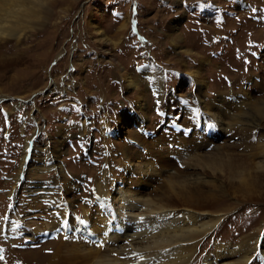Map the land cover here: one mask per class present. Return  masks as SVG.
Masks as SVG:
<instances>
[{
    "label": "rangeland",
    "instance_id": "1",
    "mask_svg": "<svg viewBox=\"0 0 264 264\" xmlns=\"http://www.w3.org/2000/svg\"><path fill=\"white\" fill-rule=\"evenodd\" d=\"M50 4L42 27L28 31L20 41L10 37L0 47V218L21 208L22 201L38 200L17 183L28 142L31 151L35 149L32 166L40 167L47 150L64 170L61 175L54 170L30 174L28 179L56 182L54 197L73 203L69 210L79 216L82 205L97 204L85 185L89 182L92 188L105 168L113 169L120 187L140 197L150 196L164 177L127 173L125 152L136 156L141 150L147 160L180 152L203 161L207 183L177 192L172 198L178 208L224 213L217 230L198 247L196 264H203L216 242L234 250L245 241L251 247L262 242L264 180L232 177L264 160V126L236 132L223 121L226 111L245 96L264 91V0ZM152 65L159 71L158 86L148 76ZM138 76L142 99L138 90L128 88L129 77ZM83 123L89 129L84 136ZM173 162L174 169L183 170ZM151 200L173 206L163 192ZM55 210L45 215L51 217ZM37 215L38 210L31 214ZM63 233L43 242L14 237L16 244L0 235V264H85L83 258L59 250L55 240L66 238ZM30 253L36 256L30 258ZM241 258L236 255L221 264ZM249 264L264 262L256 258Z\"/></svg>",
    "mask_w": 264,
    "mask_h": 264
},
{
    "label": "bare ground",
    "instance_id": "2",
    "mask_svg": "<svg viewBox=\"0 0 264 264\" xmlns=\"http://www.w3.org/2000/svg\"><path fill=\"white\" fill-rule=\"evenodd\" d=\"M52 6L53 4L49 3L43 8L41 13L43 19L32 23L31 29L35 30V28L44 25L50 16ZM28 31L30 30L24 31L22 34L17 32L12 38L20 41L28 34ZM9 39L0 40V47L6 45ZM149 72L151 74L148 76L153 77L152 82L155 86H158L160 83L158 81V69L152 65ZM140 78L142 77L138 76L135 79L129 77L128 88L138 90L139 99H142L143 92L140 88H137ZM195 79H199L197 74ZM196 101L199 104L202 103L199 98H196ZM105 127L106 125L102 122L101 131ZM82 130L83 136L86 135L85 131H89L87 125L84 123ZM60 135L62 134L59 133ZM61 138L63 139V137ZM105 142L114 149L115 146L112 142ZM29 143L25 147L24 157L16 177L17 183H20V188H26L28 195L37 197L38 200L33 201L34 199H29L22 201L21 208L15 211L12 210L10 211L12 214H7L6 217L0 218V235L7 237L11 241L9 244H16L13 239L14 237L43 242L44 239V241L50 239L48 238L49 236H55L57 232L63 231V236H66V238L56 236L55 244L59 246V250H62V254L70 252L72 258L78 259L81 257L83 260L80 261L85 264H91L94 259H103L104 256L109 255L116 258L114 264H169L170 261L173 264H185V262L186 264H196L198 263L196 252L200 251L198 247L202 243V240L217 230V226L220 225L224 217V213L219 215L196 212L187 206L178 208V201L172 197H170V200L173 206H165L157 203L156 200L140 197L137 192L126 191L119 186L118 179H115L116 173L110 168H105L101 172L100 177L97 178L99 180H97L92 188L89 182L85 185L86 194L88 196L94 194L93 198L97 199V204L95 202L94 205H82L81 215H75L69 210L73 203H63L54 197L53 189L57 186L56 182L42 183L38 182V179H34V181L28 179L30 174L48 173L51 170L57 171L59 175L64 173L59 158L51 156L47 153V150L43 151L44 158L41 161L40 167L35 168L32 166L33 154L31 155V152H34L35 149L31 151ZM60 150L59 148V152ZM130 152H125L124 156L126 158V172L131 175L139 174L144 175V177L160 178L176 171L179 175L188 178L192 186L199 184L203 187L207 183L206 168L202 165L203 161L197 158V155L189 156L187 153L180 152L170 155L167 154V151V155H162V158L147 160L150 157L144 156L143 153L137 151L136 156H132L133 153ZM112 154L114 155V152ZM153 154H155L154 151ZM112 160L114 161L113 158ZM112 160L108 159V161ZM131 161L134 163L133 165ZM173 161L182 164L183 170L174 169L175 165ZM25 164L26 168H24ZM107 166L111 167L110 163H107ZM23 168L26 170L24 171ZM22 170L24 172L19 177ZM14 195H16V192ZM97 195L101 197L96 198ZM176 195L179 196L178 193ZM185 203L187 204V202ZM203 207L205 208L204 205ZM50 209H56V214L48 217L45 214ZM36 210H38L40 215H37V217L31 216L32 212ZM142 217L143 221L141 220ZM173 232L176 233L172 237L174 243L162 247L159 254L143 256L136 251L137 247L142 245L149 237L162 236L165 233L172 236ZM8 240L5 239V242H8ZM262 243L264 244V240L261 242L260 239L256 247H251L253 244L245 241L240 244L237 250H234L227 244L224 245L216 242L213 245V250L205 254L203 264H221L222 260L236 255L242 257L239 262L224 264H249L256 258L262 259L264 262V256H262L264 255V250L261 249ZM102 251L103 256L100 255ZM260 254L262 255L260 256ZM35 256L34 253H30V258H34ZM140 256L144 259L141 260Z\"/></svg>",
    "mask_w": 264,
    "mask_h": 264
},
{
    "label": "clouds",
    "instance_id": "3",
    "mask_svg": "<svg viewBox=\"0 0 264 264\" xmlns=\"http://www.w3.org/2000/svg\"><path fill=\"white\" fill-rule=\"evenodd\" d=\"M50 0H0V40L8 39L15 33H23L32 30L31 25L43 19L41 15ZM227 118L223 121L227 128L236 132H246L250 128L264 126V91L255 96L247 95L240 103L235 104L226 111ZM243 181L245 178L251 180H264V160L255 161L241 173L232 177ZM191 181L179 175L176 171L161 178L156 186L150 191L151 199L158 192H163L169 197L175 196L180 190H187ZM167 233L149 237L136 251L143 256L159 254L162 247L174 243L173 236ZM103 256V251L100 253ZM116 258L104 256L103 259H94L91 264H114ZM173 264V262H169ZM186 264V262H185Z\"/></svg>",
    "mask_w": 264,
    "mask_h": 264
},
{
    "label": "snow or ice",
    "instance_id": "4",
    "mask_svg": "<svg viewBox=\"0 0 264 264\" xmlns=\"http://www.w3.org/2000/svg\"><path fill=\"white\" fill-rule=\"evenodd\" d=\"M253 12H256L257 10L256 9H252ZM208 127H214V124L212 125H207ZM141 220L143 221V217L141 218ZM83 223V221H81ZM2 249H0V260L3 259V255H2ZM140 259L143 260L144 258L142 256H140Z\"/></svg>",
    "mask_w": 264,
    "mask_h": 264
}]
</instances>
